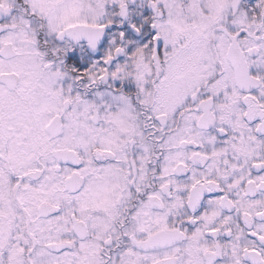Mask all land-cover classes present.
I'll return each instance as SVG.
<instances>
[{
  "label": "snow or ice",
  "instance_id": "snow-or-ice-1",
  "mask_svg": "<svg viewBox=\"0 0 264 264\" xmlns=\"http://www.w3.org/2000/svg\"><path fill=\"white\" fill-rule=\"evenodd\" d=\"M0 264H264V0H0Z\"/></svg>",
  "mask_w": 264,
  "mask_h": 264
}]
</instances>
